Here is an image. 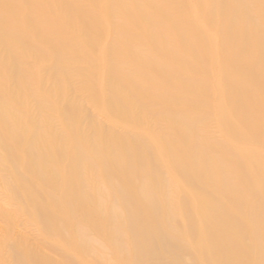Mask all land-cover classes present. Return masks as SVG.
<instances>
[{"label": "bare ground", "instance_id": "obj_1", "mask_svg": "<svg viewBox=\"0 0 264 264\" xmlns=\"http://www.w3.org/2000/svg\"><path fill=\"white\" fill-rule=\"evenodd\" d=\"M10 1L12 5L8 6L13 7L4 8L8 22L13 20L19 25L18 34L30 41L42 57L61 59L69 42L71 48L87 47L85 57L76 55L75 59L95 62L81 66L80 72L90 80L96 107L108 120L112 118L111 123L120 126L131 145H143L122 161L114 162L111 157L124 153L125 147H113L112 153L95 161L80 140L70 137L76 151L50 152L49 162L43 165L49 166L46 168L39 160L44 151L36 149L29 132L21 130L22 121L17 118L22 117L23 109L17 100L6 102L13 108L12 113L0 110V145H9L6 156L15 160L19 179L33 176L28 197L36 217L42 219V233L61 241L57 248L67 259L64 264H101L94 255L102 251L113 258L112 264H264V41L260 43L258 38V43L242 25L230 19L237 6L220 0L218 13L230 20L215 24L208 17L209 11L197 9L194 0L167 1L160 9H151L142 0H130L116 16L123 22L118 32L131 34L136 40L125 42L118 53L120 59L114 58L111 64L102 45L88 49L92 41L109 32L111 18L105 1L97 4V26L86 18L60 26L61 17L75 14L60 0ZM150 1L156 4L163 0ZM14 10L20 13L18 18L12 16ZM182 11L181 24L192 30L165 49L166 41L179 35L175 29L179 24L168 18L177 19ZM128 13L134 23L125 22ZM37 21L57 23L62 38L51 36L52 28L41 31L29 25ZM75 28L82 36L75 34ZM153 31H159L161 37L153 38ZM215 32L220 34L219 43L213 42ZM46 35L47 40L42 37ZM63 44L65 50L56 47ZM70 57H75V52ZM187 59L202 65L192 70ZM178 60L187 63L174 64ZM96 63L100 74L89 70ZM117 65L128 67L129 71H123L126 78L141 74L150 82L157 80L154 85L140 78L137 83H121L120 91L135 101L136 117L119 113L125 104L114 88ZM172 77L189 79L200 89L168 86ZM170 100L179 102L180 107H167L166 101ZM157 101L165 107L156 113L148 111ZM66 106L63 115L80 121L77 109ZM144 127L146 132L159 129L167 133L154 138L142 134ZM103 139L112 140L108 129ZM152 142H163L165 146L151 150ZM85 162L91 170L79 168ZM92 171L99 174L100 184L112 187L108 198L113 205L108 209L100 208L101 197L95 202V198L79 197L76 192L87 186ZM88 230L95 234L91 240ZM118 245L134 256L131 262L118 253ZM10 250L11 264H24L19 243L14 242ZM2 252L0 249V255ZM0 264L7 263L0 259ZM27 264L55 263L34 253Z\"/></svg>", "mask_w": 264, "mask_h": 264}, {"label": "rangeland", "instance_id": "obj_2", "mask_svg": "<svg viewBox=\"0 0 264 264\" xmlns=\"http://www.w3.org/2000/svg\"><path fill=\"white\" fill-rule=\"evenodd\" d=\"M30 1V0H29ZM53 3L56 0H52ZM63 7L69 9H74L75 14L71 17L65 16L61 17V25H71L76 24L78 20L86 18L93 25H99V8L98 3L105 1L108 3L109 14L111 18V23L108 26V33H104L105 37L100 40H94L91 42L90 47L98 48L102 45V50L104 49L107 57L109 58L108 63H113V59L119 58L118 53L124 43H132L136 38L129 34L124 36L118 31L121 30V25L123 22L117 14H120L122 8L130 3V0H60ZM134 1V0H133ZM171 0H163L152 3L150 0H142L144 4L151 6L150 8L160 9L164 4ZM198 8H204L208 12V17H210L215 24L220 20L228 19L224 13H218L217 3L220 0H194ZM237 6V11L230 18L234 24L239 23L242 25L247 34H251L255 41L260 43L264 41V10L263 4L264 0H228ZM34 2V0H33ZM150 4V5H149ZM153 6H152V5ZM12 5L10 0H0V63L3 67L0 68V110L13 112L8 103L9 99H15L18 102V106L21 107L22 114L18 116L21 124L22 132H29L27 135L30 137L31 143L35 142L36 149L44 151V154L39 158L40 164L43 166L46 162H49L51 157L50 152H64V153H74L76 151L75 144L71 142L72 139L77 138V141L82 142L84 151H89L91 160L99 161L104 155L112 153L111 150L116 148L120 150L121 147H125L124 153L120 152L121 155H112L111 159L114 162L122 161L129 155L135 154L136 150L143 146L140 143L137 145H131V139L125 136L120 126L116 123H111L112 118L106 117L102 111H100L97 106V100L93 99L92 92L89 90L88 77L80 72L81 66H86L88 63H95L89 59H78L76 60V55L85 57L86 46H78L71 48L70 42L67 44L65 50V45L56 46L59 49H64L65 51L61 53V59H57L51 56L42 57L39 52L30 45V41L25 40L18 34L19 25H15L13 20L8 22L6 18L7 12L4 10L6 6ZM14 5V4H13ZM13 6H8L11 9ZM140 8V7H139ZM139 8H136L139 12ZM181 12V11H180ZM129 14V13H128ZM183 11L180 13V17L177 19L175 16H170L168 19L170 22L173 20L177 24L175 29L179 31V35L171 37L164 44V48L174 46V40L179 38L184 32H189L192 28L188 27L187 24H181L183 21ZM14 18L20 16L19 11L14 10L12 13ZM207 16V15H206ZM228 19V20H230ZM126 23H134L132 14L124 17ZM146 24H149L145 20ZM31 27H38L41 31L53 29V32H49L50 35H54L55 38H62L59 34V25L57 23L48 25L43 21H37L35 23L29 22ZM220 25V24H219ZM168 27L165 28V30ZM163 29V28H162ZM56 33V34H55ZM81 30L75 28V34L81 35ZM150 33V32H149ZM218 32L213 33V42L219 43L221 39ZM153 38H160L159 31H153L151 33ZM45 40L48 39L42 36ZM61 43V42H60ZM147 44V42H145ZM144 43V44H145ZM12 44V47L8 45ZM100 47V46H99ZM138 51L141 48H137ZM187 50V49H186ZM75 52V57H70V54ZM125 53V52H124ZM126 54V53H125ZM220 55V54H219ZM74 58V59H73ZM215 58L217 55L215 54ZM183 60L175 61L174 64H183L190 61V66L193 69H198L202 64L198 60H189L182 63ZM88 66V65H87ZM181 66V65H180ZM127 66L116 67V75H114L115 86L114 88L118 92V98L125 104L120 109V114L127 117H136L134 106V99L125 91H120L121 83L123 81L134 82L142 80L144 82H150L147 76L140 77L141 74L136 76L133 75V79L126 78L124 72L129 71ZM126 69V70H124ZM165 69H169L165 67ZM89 70L93 74H100L101 70L99 65L93 64L89 66ZM184 70L191 71L188 67H184ZM146 82V83H147ZM157 80L150 82L154 85ZM168 86L179 85L180 87L189 86L194 90L200 89V87L189 79L179 80L177 77H172L169 79ZM107 84V83H106ZM105 84V85H106ZM118 85V86H117ZM158 104H154L148 109L150 112H159L160 109L167 107L177 106L180 107V103L175 100L166 101V104L162 106L161 101H157ZM67 104L76 108L77 113L80 115V121L76 122L68 117L64 116V109L67 108ZM205 109V107H204ZM208 109V108H206ZM205 109V110H206ZM85 118H87L85 120ZM25 120V121H24ZM165 123V122H163ZM162 124V123H161ZM7 128H12L7 126ZM107 129L112 137V140L103 139V133L107 134ZM142 134H150V136L157 138V135H162L166 131L157 129L146 132L142 128ZM103 132V133H102ZM167 133V132H166ZM147 136V139H150ZM118 137H121L118 139ZM115 140V141H114ZM116 141H119L117 144ZM165 144L162 142L154 143L152 142L151 150L161 147ZM9 145H0V249L3 251L0 255V259L6 261L7 264H11V245L14 242L19 243V248L21 256L23 258V263L27 264L31 260V256L37 254V256H45L51 262L55 264H64L66 258L63 251L57 248V244L61 241L57 240L55 235H44L42 233L40 217H36V212L32 207V201L29 199V194L27 190L30 188V179L33 176L30 175V179L27 178L25 181L19 179V174H16V168L14 166V159H10L6 156L8 152ZM123 154V155H122ZM48 168L49 166H43ZM83 170H91L90 166L85 162L82 167ZM93 172V171H92ZM34 181V180H33ZM32 181V182H33ZM35 182V181H34ZM87 186L79 188L76 192L80 193L79 197H88L96 199L102 198L100 202V208H110L113 205V201L110 204L109 193L112 187L100 184L99 174L95 171L92 174V178L87 176L86 179ZM34 184V183H33ZM32 186V185H31ZM155 194L157 191H154ZM99 202V201H98ZM118 204L119 201H114ZM49 206V204L47 203ZM45 207H47L44 204ZM50 208V206H49ZM90 229V228H89ZM87 236L91 237L90 240L95 236L94 232L86 231ZM97 247V245H96ZM118 253L131 262L134 256L125 251V246H117ZM102 251L99 256L94 257L100 261L101 264H112L113 258L106 255ZM3 254V256H2ZM33 254V255H31ZM104 260V261H103ZM27 262V263H26Z\"/></svg>", "mask_w": 264, "mask_h": 264}]
</instances>
